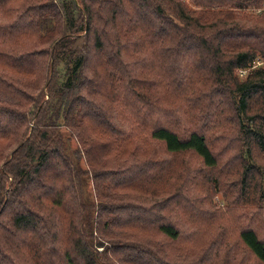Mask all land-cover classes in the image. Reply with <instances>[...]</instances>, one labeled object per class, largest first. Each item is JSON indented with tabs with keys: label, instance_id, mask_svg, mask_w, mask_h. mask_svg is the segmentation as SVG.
Listing matches in <instances>:
<instances>
[{
	"label": "trees",
	"instance_id": "trees-1",
	"mask_svg": "<svg viewBox=\"0 0 264 264\" xmlns=\"http://www.w3.org/2000/svg\"><path fill=\"white\" fill-rule=\"evenodd\" d=\"M257 61L264 0H0V264H186L163 244L205 214L204 166L261 218L237 233L253 260L229 246L194 264L264 263Z\"/></svg>",
	"mask_w": 264,
	"mask_h": 264
},
{
	"label": "rangeland",
	"instance_id": "rangeland-1",
	"mask_svg": "<svg viewBox=\"0 0 264 264\" xmlns=\"http://www.w3.org/2000/svg\"><path fill=\"white\" fill-rule=\"evenodd\" d=\"M189 1V0H188ZM193 7H196L194 4ZM262 10V7H256V6H249L245 9L248 13H258ZM190 55L184 56L180 54L173 53H164V58L166 60V63L178 66V68H184L181 64H186L189 62ZM198 57L194 59V63H197ZM264 65L262 61H257L255 66ZM192 69V65L187 69ZM248 71H239L241 77H245ZM210 82H198L195 84V88H203L208 89L209 85H211ZM183 93V92H182ZM180 93V94H182ZM169 100L172 101L174 104V107L181 106L184 99L181 97V95L173 96L172 99L169 95ZM200 107V106H199ZM198 109V107H197ZM63 130L66 135H69V130L66 127H63ZM70 144L72 146H78V141L76 138L70 139ZM216 146L219 147V143H216ZM151 149V148H150ZM161 147L156 145L155 150L160 151ZM154 151H151L149 153H146V155H151ZM160 155H162V151L159 152ZM156 154V153H155ZM157 155V154H156ZM185 162L191 167H198L202 166V163L198 159L196 155L192 154H186L185 155ZM203 171V174L205 175L204 181L205 186L203 191L193 189V194H196L199 196V202L197 203L200 207L203 208V211H205L204 215H199L198 211L194 212V215L201 216L197 219L195 223H189L187 225H184V229L188 230L192 233V237H180L176 240H171L169 242H166L163 244V247L167 249L170 252H177L182 254V261L186 264H194L195 261L200 260V257L203 256L206 261H209L207 256H209V259L214 258L215 260H221L226 256V251L229 246L233 247L232 254L238 259L241 257L247 256L249 260H253L252 254H250L242 245L239 246L237 244V233L238 229H240L242 226L247 225L250 223L259 224L258 220L261 218L258 214V210L255 207L245 208L242 204H232L231 197H228V195L224 192L222 188L221 181H217L215 177H218L217 171H214L211 168L205 167L201 170ZM209 171V172H206ZM220 178V176H219ZM221 179V178H220ZM91 193L93 190V187L90 188ZM94 193V191H93ZM94 196V195H93ZM196 195H193L195 197ZM232 207L237 209H232ZM242 209H246V214H238ZM257 211V212H256ZM253 213V215H249V213ZM175 215L178 214V212L174 213ZM255 219L253 220V217ZM185 223V222H184ZM186 224V223H185ZM228 225V227H224L226 229V233L221 235V240L226 239V241L220 245L215 242V244L212 246V240L216 241L219 240V232L222 229V225ZM198 227V228H196ZM199 229H204L205 234H203ZM258 233L262 238H264V222L261 224L260 227H258ZM97 235V232H95ZM208 239V240H207ZM163 240H167V238L163 237ZM98 243L95 240V244ZM236 243V248H234V244ZM105 244L110 245L108 241H105ZM212 246V247H211ZM98 249L102 250L103 246H98ZM188 250H193V253H189ZM207 252V254H206ZM113 261L117 262L118 264H125L123 261H120L116 256L111 255ZM258 264H264V263H258Z\"/></svg>",
	"mask_w": 264,
	"mask_h": 264
},
{
	"label": "built area",
	"instance_id": "built-area-1",
	"mask_svg": "<svg viewBox=\"0 0 264 264\" xmlns=\"http://www.w3.org/2000/svg\"><path fill=\"white\" fill-rule=\"evenodd\" d=\"M243 72V71H242Z\"/></svg>",
	"mask_w": 264,
	"mask_h": 264
}]
</instances>
